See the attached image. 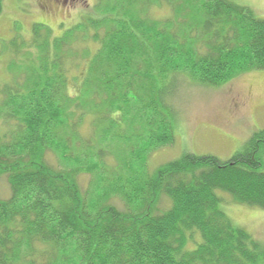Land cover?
Returning <instances> with one entry per match:
<instances>
[{
  "label": "trees",
  "instance_id": "16d2710c",
  "mask_svg": "<svg viewBox=\"0 0 264 264\" xmlns=\"http://www.w3.org/2000/svg\"><path fill=\"white\" fill-rule=\"evenodd\" d=\"M90 14L11 40L16 58L28 48V84L14 73L0 88V264H264V242L222 208L223 194L264 207V128L226 160L185 152L148 173L145 156L174 140V76L208 86L264 69V18L232 0H97Z\"/></svg>",
  "mask_w": 264,
  "mask_h": 264
},
{
  "label": "rangeland",
  "instance_id": "374dc122",
  "mask_svg": "<svg viewBox=\"0 0 264 264\" xmlns=\"http://www.w3.org/2000/svg\"><path fill=\"white\" fill-rule=\"evenodd\" d=\"M232 1L251 8L256 16L264 18V0ZM96 2L97 0H1L0 88L5 85V82L16 80L14 73H20L18 84L23 86L28 84L25 69L22 67L21 72L19 68L28 48L24 50L23 55H19L18 58L14 57V51L10 47L13 37L20 35V37L30 39L31 27L34 23L47 25L51 33L58 36L64 29L77 25L82 16L91 15ZM153 13L159 16L165 15L167 11L154 8ZM67 69L68 76L79 75L81 78L87 71V64L81 62L78 66H70ZM173 80L174 87L166 101L176 114L175 137L171 142L158 144L156 148L154 145L147 149L145 156H148V173L149 170L169 160L179 158L185 152L197 155L212 154L226 160L242 147L253 132L264 128V69L246 70L220 84L214 83L208 86L191 82L184 75H176ZM79 82L75 83L70 78L68 93L77 94ZM6 99V96L0 95L1 110L4 109ZM8 124L11 125L12 122H7L4 118L0 119V133L10 128V126L7 127ZM134 125L128 123V132L135 134L136 126ZM86 129L87 123H84L82 131L85 132ZM128 136L130 138L132 135L128 133ZM129 138H116L113 144H116L120 150H124L126 146L124 140L130 141ZM77 164L73 162V164L65 166L60 164V166L66 168V166ZM134 172L138 175V171ZM111 174L116 176L114 173ZM86 179L82 177L83 187L86 186ZM98 182L105 183L104 181ZM98 182L95 180L92 187ZM108 183L114 185L113 181ZM111 191L110 200L119 202L115 193ZM9 194L7 178L2 175L0 177V198H8ZM223 196L222 208L232 222L264 242V207L233 201L226 194Z\"/></svg>",
  "mask_w": 264,
  "mask_h": 264
}]
</instances>
